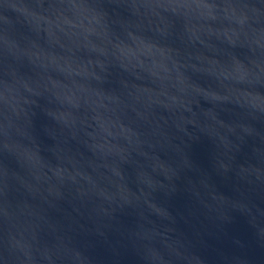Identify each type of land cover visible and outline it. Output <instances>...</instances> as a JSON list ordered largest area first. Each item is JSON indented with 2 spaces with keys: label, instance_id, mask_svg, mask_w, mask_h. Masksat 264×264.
Returning a JSON list of instances; mask_svg holds the SVG:
<instances>
[{
  "label": "water",
  "instance_id": "1",
  "mask_svg": "<svg viewBox=\"0 0 264 264\" xmlns=\"http://www.w3.org/2000/svg\"><path fill=\"white\" fill-rule=\"evenodd\" d=\"M0 124L264 166V0H0Z\"/></svg>",
  "mask_w": 264,
  "mask_h": 264
}]
</instances>
